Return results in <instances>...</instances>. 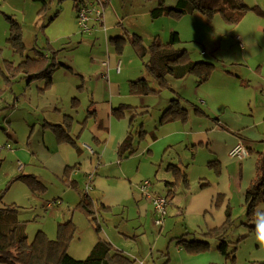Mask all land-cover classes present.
<instances>
[{
    "label": "rangeland",
    "instance_id": "rangeland-1",
    "mask_svg": "<svg viewBox=\"0 0 264 264\" xmlns=\"http://www.w3.org/2000/svg\"><path fill=\"white\" fill-rule=\"evenodd\" d=\"M242 1L250 8L259 6L264 10V0ZM169 3L174 5V0H165L166 6L170 5ZM155 4L154 0H110L108 5L102 8L103 20H105V25L109 31V21L125 19L129 38L134 34L140 36L145 47H148L155 37H158L160 42L166 43L169 33L175 31L181 40L178 47L186 49L190 59L211 63L214 68L206 82L199 83L194 75H188L182 80L170 79L169 88L163 89L157 95L146 96L151 105L148 116L151 114L156 116L158 122V115L161 113V111L158 112L160 100L166 96L167 102V99L172 96V90H174L181 96V101L192 116L200 119L205 118L204 115H196L195 109L199 108L211 119L217 116L222 121L231 118L238 119L240 120L239 127L251 126L256 132L264 133V14H258L251 9L236 25L227 24L219 14L208 19L196 12L184 15L180 19L163 16L153 20L150 17V10L155 7ZM13 6H15V10L11 8ZM72 12H75L74 0H38L34 2L31 0H0V195H2V205L19 208L18 219L26 222L29 242L32 241L37 231H41V227L50 231L54 222L63 221L57 218L62 213L72 217L70 212L76 211L78 221L75 225V222L71 220L76 230L68 247V254L74 259L83 260L91 250L86 247V234L93 233L98 238L95 225H92V222L83 213L76 210L77 203L73 207L67 204L58 188L61 183L53 182L55 186H52L51 183L40 180L45 190L41 193H35L20 181L12 182L20 174L35 175V173H39L41 168L39 162H33L30 151L15 154L10 153L9 150L15 148V151H19L22 149L20 147L27 143L30 129L25 122H22L21 118L24 117L25 119L28 116V106H32L28 103L30 91L35 92L38 87H42L43 81H33L29 89L25 79L10 76L11 73L7 71L5 61H12L14 65H17L22 58L14 54L7 44L8 34L6 36L1 34L5 32L6 28H9L8 18L12 17L22 26V40L27 56L33 55L34 49H44L46 53L50 50H58L56 57L59 62L78 69L88 66L92 61L99 66H102V62H106L108 69L109 66L112 67V72L106 76L107 80L102 77L103 81L100 80L111 84L119 78V75L113 76L117 73L115 72L116 61L114 60L112 66L110 65V57L115 54L116 60L120 61V76L126 79L129 75L139 72L135 76L136 78L128 80V92L129 82L139 79L138 75L146 79L151 86L155 87L156 84L129 43L124 46L122 55H117L113 51L109 42V35L115 32H107V39H105L100 28L90 34H81L76 31L73 36L67 37L66 33L70 31L69 21H76V15ZM115 28H118L117 25ZM119 32H122L121 27H119ZM237 37L240 38L239 43L236 41ZM65 73L66 71L58 68L53 76L54 81L58 80L63 84L75 82L70 78L63 81V74ZM103 73L107 74L105 70ZM66 74L71 77L70 73ZM75 85H77V92L74 93L69 87L59 89L63 98L58 103L64 108L62 114L72 118V124L76 122V125H81L91 112L89 111L90 106L83 99L87 94L84 92L81 95L82 85L78 82ZM24 92H26V97L20 99L25 100L28 105L25 103L21 107L20 104L18 108H21L14 118L16 105L14 98L24 94ZM112 95L113 93L110 92L109 96ZM258 122H260L261 127L255 129ZM6 132L11 138L7 136ZM18 148L19 150H17ZM171 151L170 155L177 157L178 162L187 168L189 186L194 183L195 177H203V173L200 171L208 170L207 160H205L207 153L204 145L197 144L192 148L190 145L188 148L179 147ZM184 151L191 152L187 155ZM15 155L21 161H19V166L23 168L24 162L30 163L31 166H27L24 171L20 169L18 172L15 166ZM175 157L173 159L176 160ZM233 161L237 162L236 160ZM236 169L239 170L238 162L231 167L230 173L235 172ZM163 171V168H160L158 173L149 176L148 180L151 182L150 191L153 192L156 189L155 191H158L160 196L165 197L166 192L160 182ZM83 180L80 175L77 181L75 180L72 185H69L64 182V178V189H69L77 198L78 192L83 188ZM178 196L177 194L174 200ZM236 197L237 194L235 193L230 201L233 224L227 233L225 243L221 244L220 247L214 240H209V247L205 251L192 253L186 247L178 245L174 238L183 233L185 229L184 220L182 216L176 217V215L171 214L172 206H170L171 202L168 201L164 220L170 219V224L175 221L174 224H177L175 230L167 232L169 229L164 230L162 228L159 232V228L154 227V230H151L153 234L150 232L147 235L142 234L138 238L137 244L134 245L135 250H132V253L128 252L131 253L129 257L135 261V264H264V230L259 232L249 227V223L250 225H264V201L257 204L254 219L249 222L245 209L242 214ZM54 198L62 200V204L55 207L57 212L55 213L51 209L44 210V202ZM56 203L58 202H54V204ZM94 203L101 205L97 202ZM108 215H110V211L103 210L94 216L95 222L99 221L100 223L98 224L101 228L99 232L103 238L104 229L118 226V223L107 224L106 217ZM118 221L120 222V219H117ZM195 233L198 231L196 230ZM47 236L51 239L55 238L53 232ZM80 236H83V240H80ZM197 238L201 239L202 237L197 235ZM154 245L161 248L159 249ZM138 252L140 255L137 254ZM225 252L230 253L229 258L224 256ZM133 255L136 258H133ZM233 257L234 259H232Z\"/></svg>",
    "mask_w": 264,
    "mask_h": 264
},
{
    "label": "crops",
    "instance_id": "crops-1",
    "mask_svg": "<svg viewBox=\"0 0 264 264\" xmlns=\"http://www.w3.org/2000/svg\"><path fill=\"white\" fill-rule=\"evenodd\" d=\"M31 1L34 2V0ZM176 2L177 0H174V5ZM169 4L168 6L173 5L172 3ZM11 8L15 10V6ZM73 13L76 15L75 12ZM108 23L110 27L109 31L115 32L110 34L109 38L114 35H127L125 19L111 20ZM76 24L75 20L69 21L70 31L66 33L67 37L73 36L76 31L80 32L79 29H75L77 27ZM115 25L118 28H115ZM104 26L106 28L105 33L101 31L104 33L105 39H107V32L109 31L105 22ZM119 27H121L122 32H119ZM7 34L8 28L1 35L6 36ZM110 59L111 66L114 60L116 63L119 61L116 60L115 54H112ZM90 60L92 61V58ZM71 69L72 71L65 69L63 71L70 73L71 77L74 78L67 76L68 74L65 73L63 74V81L66 78H70L75 82L63 84L61 81H54L53 78V86L45 93H39L40 87L35 92L30 91L28 103L32 106H28V116L25 119L24 117L21 118L22 122H25L26 126L30 129L27 143L20 147L22 149L19 150L18 148L17 150L19 151H15V148L9 151L15 154L19 152L28 153L30 151L33 162L37 161L41 166L38 171L39 173H35V176L45 183H51L52 186H55L53 182L61 183L58 186L60 194L67 204L72 207L83 197L81 191H83L87 175L93 174L92 190L88 193V196L93 202L100 203L104 207L109 208L110 215L106 217L108 220L107 224L118 223L116 228L107 227L103 231L104 238L114 248L130 256L135 250L134 245L137 244L138 238L142 234L147 235L148 232L153 234L151 230L154 227H158L155 225L156 214L154 213L151 199L142 194L139 190V185L143 180H148L149 176L157 174L160 168H163L164 171L160 177V182L164 188L165 181H173L172 173L167 170L169 164L177 165L188 174L187 168H184L182 163L178 162L179 159L173 155L176 158L175 160L170 155L171 150H175V148H188L190 145L192 148V146L194 147L197 144L204 145L207 153L205 156L207 163L210 160H216L221 170L219 176H215L210 168L200 171L203 173V177H195L193 184H190L188 188L180 187L173 198L169 199V202H171L170 206H172L171 214L176 215V217H183L185 226L183 233H193L196 230L198 232H205L220 227L225 221L226 209L231 208L230 201L235 193L237 194L236 201L238 199V204L243 214L245 209V191L255 176L257 154L264 152L263 132H256L254 127L251 126H246L245 128L239 127L240 120L238 119L234 120L231 118L222 121L220 117H214L219 119L230 130V132L225 131L210 117L200 119L192 116L190 113L186 123L166 122L158 126L157 117H154L152 114L148 116L151 105L146 96L132 95L127 91L128 80L136 78L135 76L139 72L131 75L128 74L129 76L125 79L120 76L119 72L115 73V71L113 76L119 75V78L115 82L107 84L102 81L103 79L107 80L106 76L112 72V67L110 66L108 69L92 61L82 69L72 67ZM104 70L107 74L103 73ZM138 78L141 77L138 75ZM77 82L82 85L81 95L85 92L88 96H85L83 99L90 106L89 111L92 114L90 113L91 115L86 116L83 125V122L81 125H76V122L72 124L70 135L75 145L69 143L60 144L57 142L54 133L47 129L45 125L47 122L52 124L62 123L64 108L58 103L63 98L59 89L69 87L71 92H77V85H75ZM30 85L27 86L29 89ZM110 92L113 93L112 96H109ZM171 93L172 96L167 99V102L166 96L160 100L161 104L158 106V112L161 111V113L158 115L159 118L168 107L171 98L181 99V96L176 91L172 90ZM25 97L26 92L15 96L14 118L19 108L25 105V103L27 104L25 100L20 99H24ZM165 102L167 103L166 105ZM20 104L21 107L18 108ZM120 105H128L130 108L123 111L121 119H117L111 115V110ZM134 116L136 117L133 127L129 129L130 120ZM257 125L255 129L261 127L260 122ZM152 129L153 131H151ZM140 130L146 133L142 138H138L139 136L137 135ZM130 131L132 135H135L136 152L129 158L121 160L117 155V147ZM6 134L11 138L8 132ZM153 135H155L154 138H152ZM238 142H242L248 149L251 148L253 153L241 159L230 158L229 151ZM184 152L188 155L191 151ZM15 157V166L18 172H20V169L24 171L27 166H31L30 163L24 162V167H20L21 161L17 159L16 155ZM233 160L238 162L239 170L236 169L235 172L230 173L231 167L237 163ZM67 167L71 169L70 171L67 170L66 173L68 175L66 178H70V180L75 182L81 175L84 179V184L82 183L83 188L78 192L77 198L69 189H64L65 186L63 184L65 183L63 180ZM200 182H209V186L201 189L199 186ZM155 190L152 193L159 194ZM177 194L179 196L174 200ZM219 195L223 197L217 201L219 203L216 207L215 203H217L216 199ZM54 202L58 203L54 204ZM61 204L62 200L60 198H54L44 202L43 209H51L56 213V205ZM70 213H72V217H69L65 213L57 217L63 221L54 222L50 231L44 227H41V231L47 235L53 232L56 237L58 223L73 220L75 225H77V212L72 210ZM117 219H120V222H117ZM170 223V219H165L162 227H158L159 232H161L162 228L164 230L169 229L167 232L175 230L177 227V224H174L175 221L172 224ZM79 238L83 240V236ZM86 240V247L91 249L97 241V237L93 233L86 234ZM154 246L159 249L161 248L158 245ZM178 248L180 247L178 246ZM137 254L140 255L139 252ZM133 258L136 257L133 255Z\"/></svg>",
    "mask_w": 264,
    "mask_h": 264
},
{
    "label": "trees",
    "instance_id": "trees-1",
    "mask_svg": "<svg viewBox=\"0 0 264 264\" xmlns=\"http://www.w3.org/2000/svg\"><path fill=\"white\" fill-rule=\"evenodd\" d=\"M38 1V0H34ZM41 1V0H40ZM75 13L79 6L93 2V0H74ZM110 0H98L99 4L104 8ZM155 7L150 10L151 19H158L163 16L171 17L172 19H180L182 16L192 13H198L202 17L211 19L213 15L219 14L222 19L229 25H236L249 11L253 10L256 13L264 14L259 6L250 8L243 3L242 0H177L174 6L165 5V0H154ZM8 37L7 44L13 50L14 54L22 58L21 62L14 65L12 61H5L7 71L13 76L21 77L27 82V86L35 80L43 81V86L38 90L43 94L49 90L54 82L53 76L58 68L72 71L70 66L61 63L57 60L58 50H50L48 53L44 49H34V54L26 55V48L22 40V26L12 17L8 18ZM109 42L113 51L117 55H122L124 46L129 43L134 53L141 59L144 68L155 81L156 86H151L143 77L136 81L129 82V93L132 95L149 96L159 94L163 89L169 88V80H182L188 75L197 77L199 83L206 82L211 75L213 65L202 61H193L190 59L186 49L179 48L181 40L177 32L172 31L168 36L166 43L158 40V37L153 38L148 47L143 45L140 36L134 34L131 38L127 35H118L109 38ZM24 58V59H23ZM1 63V62H0ZM5 76V75H4ZM6 78V77H5ZM7 80V78H6ZM10 82V81H8ZM130 108L128 105H120L111 110V115L117 119L123 117V111ZM196 115H204L209 117L199 108L195 109ZM92 114V113H91ZM90 114V115H91ZM189 111L184 106L179 98L171 99L168 107L163 111L158 120V126L166 122H181L188 121ZM63 121L60 124L48 123L45 125L47 129L54 133L58 143H69L75 145L70 130L72 126L71 117L63 115ZM135 117H132L129 124V129L133 127ZM219 127L225 131L230 130L219 119H212ZM220 122V123H219ZM84 122L82 123V125ZM137 134V133H136ZM145 132L140 130L138 138L145 136ZM155 135L152 136L154 138ZM264 142V141H263ZM135 135L131 131L118 144L117 155L119 159H127L136 152ZM247 155L253 153V150L246 148ZM216 160H210L207 167L210 168L215 175L221 173L220 165ZM65 169V183L73 184V180L66 178L68 175ZM167 170L172 173L173 181H165L164 188L168 199L173 198L177 190L189 187L187 173L177 165L169 164ZM20 181L27 185L32 192L41 193L45 190L44 185L35 175L20 174L15 177L12 182ZM200 188L209 186V182H200ZM89 195V194H88ZM88 195H83L76 205V210L95 225L97 233V241L91 248L88 256L83 260H77L68 254V247L71 240L74 238L75 225L69 220L57 224L55 239H49L42 231H38L32 241H28L26 235L25 221L18 219L19 208L17 206H6L1 204L2 195H0V263L2 264H135L129 256L122 251L117 250L105 238L100 236L101 228L98 222H95L94 216L100 211L109 208L103 205H95ZM222 199L219 195L216 202ZM264 201V152L258 153L255 162V176L246 188L245 191V211L248 221L254 219V212L259 202ZM218 203H215L216 207ZM100 209V210H99ZM157 217V216H156ZM232 219L230 209H226L224 223L214 229L205 232L188 233L185 232L179 237L174 238L178 245H182L192 253H200L209 247V240H214L216 243H225L227 233L232 227ZM251 229L263 231L264 225H250ZM197 235L202 238H197ZM225 257L229 258L230 253L225 252ZM234 259V257L232 258Z\"/></svg>",
    "mask_w": 264,
    "mask_h": 264
},
{
    "label": "built area",
    "instance_id": "built-area-1",
    "mask_svg": "<svg viewBox=\"0 0 264 264\" xmlns=\"http://www.w3.org/2000/svg\"><path fill=\"white\" fill-rule=\"evenodd\" d=\"M76 23L77 27L81 33L90 34L92 31L100 28L104 33L106 28L104 26L103 21V9L99 4L98 0H93L91 3H87L86 5L79 6L76 11ZM240 38L237 37L236 41L239 43ZM103 67L108 68V63L102 62ZM120 61H118L115 65L116 72H119ZM247 155V151L242 142H238L236 146H234L229 151L230 158H243ZM21 167V166H20ZM92 180L93 174H88L86 177V183L83 188V195H88V193L92 190ZM151 182L149 180H143L139 185V190L146 197H150L152 207L154 213L156 214L155 225L161 227L164 222V216L166 214V206L168 205L169 199L167 197H162L159 194H153L150 191Z\"/></svg>",
    "mask_w": 264,
    "mask_h": 264
}]
</instances>
